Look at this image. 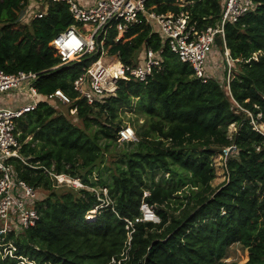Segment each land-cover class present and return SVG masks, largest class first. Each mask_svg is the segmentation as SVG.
<instances>
[{"label":"trees","instance_id":"16d2710c","mask_svg":"<svg viewBox=\"0 0 264 264\" xmlns=\"http://www.w3.org/2000/svg\"><path fill=\"white\" fill-rule=\"evenodd\" d=\"M252 2L251 10L225 28L230 92L219 39L207 59L210 77L202 81L157 30L139 25L119 41L111 29L109 54L134 65L151 48L160 66L146 81L119 79L113 93L95 95L89 103L72 82L99 53L52 68L60 60L52 39L76 22L68 4L50 3L43 17L24 21L21 15L34 0H0V69L37 72L39 93L37 106L17 119L22 160H9L36 189L38 219L7 232L0 264H264V150L256 149L264 137L250 121L259 113L264 117V0ZM223 4L200 0L186 8L192 19L208 25ZM159 9L179 7L168 2ZM56 88L72 101L46 100ZM19 94L7 93L1 105L30 102H21ZM125 112L132 115L135 135L121 141ZM119 143L113 154L110 145ZM232 145L226 179L213 187V156ZM52 174L77 178L82 186L58 185ZM143 202L157 222L140 219ZM90 210L95 211L88 218ZM9 243L11 254L4 253ZM233 244L248 251L245 262L226 259Z\"/></svg>","mask_w":264,"mask_h":264},{"label":"built area","instance_id":"2783aa9c","mask_svg":"<svg viewBox=\"0 0 264 264\" xmlns=\"http://www.w3.org/2000/svg\"><path fill=\"white\" fill-rule=\"evenodd\" d=\"M57 1L68 4L69 12L76 22L52 39L51 46L60 59L52 68L69 64L88 53H99L72 82L73 90L79 96L85 97L89 103L94 100L95 95L113 93L119 79L133 77L146 81L153 68L160 66L161 57L151 48L144 49L134 65L122 62L115 54H109L106 38L111 29L116 31L114 41H119L133 26H150L160 33L163 42L168 44L180 61L188 63L194 74L206 81L210 77L206 70L207 59L216 39H219L224 48V58L229 67L226 24L237 22L253 8L252 0H224L217 21L214 24L200 25L197 19L191 18L189 9L186 8L200 0H90L83 3L78 0H34L27 13L24 12L21 17L27 14L31 19L41 18L47 13L49 4ZM168 2L179 7V10L159 9ZM36 78L37 72L34 71L18 70L7 73L0 69V95L14 91L29 92L31 96L28 104L15 108L0 103V220L6 223L0 226V245L4 244L2 242L8 231L32 226L38 219L37 209L33 206L37 196L36 189L22 179L9 163L14 157L22 160L15 129L17 119L37 106L39 93L34 85ZM225 86L230 92L229 75L225 76ZM45 99L64 104L72 101L61 88L47 94ZM248 114L251 115L249 112ZM261 116L259 113L257 117H251L250 121L253 128L264 137V127H258ZM134 135L130 124L119 130L120 140L134 138ZM230 148L233 149L234 146L224 149L226 155ZM256 149L264 150V139ZM52 175L54 178L67 176ZM71 179L73 178H68ZM94 211L90 210L87 217H91ZM140 211L141 220H152L155 216L152 207L145 202L140 205ZM8 247L4 253L11 254L14 247L10 243Z\"/></svg>","mask_w":264,"mask_h":264},{"label":"rangeland","instance_id":"374dc122","mask_svg":"<svg viewBox=\"0 0 264 264\" xmlns=\"http://www.w3.org/2000/svg\"><path fill=\"white\" fill-rule=\"evenodd\" d=\"M31 18H29L26 14V16L24 17V21H27ZM257 53H254V56H256ZM141 57V56H140ZM139 57V58H140ZM139 61V59H138ZM231 65V64H230ZM221 66V64H220ZM232 72H231V69H230V66L227 68L226 70V76L229 75V78L232 79ZM14 91H12L11 93H13ZM17 93V92H15ZM24 93V92H23ZM27 94V96L25 94H19L16 96L17 99L21 100V102H26L27 100V97L30 98L31 100V96H30V93L29 92H25ZM7 94L5 95H2L1 97H6ZM6 100V99H5ZM64 110V109H63ZM66 110V109H65ZM67 113V111H64ZM74 109L72 111H70L69 113L70 114H74ZM68 115V113H67ZM261 115V113H260ZM69 116V115H68ZM131 113L130 112H125V115H124V121H125V124H129V121H128V117H131ZM70 117V116H69ZM71 118V117H70ZM75 121V120H74ZM141 121V120H140ZM79 123V122H78ZM259 128H263L264 127V117L260 118V121H259V125H258ZM235 130V126L234 124H231L229 126V135H231L233 133V131ZM122 141V140H121ZM121 145V143L117 144V145H114V144H111L110 145V148L113 150L112 153L114 154L115 151H118L120 148L119 146ZM231 147V146H230ZM226 157L227 155L225 153L223 154H217L215 156H213V162H214V166H215V173H216V176L215 178L213 179L212 181V186L215 187L217 185H219L221 182H223L225 179H226V169H225V160H226ZM107 158V161L111 160V155L109 154V156H106ZM165 177H167V175H165ZM69 177H64L62 176V178L60 177L59 179L58 178H55L56 179V183L58 185H73L75 187H78V185H82V183L79 181V179L75 178V179H71V180H68ZM92 215V214H91ZM93 217V216H92ZM159 220V217L155 214L154 218L152 219V221H155L157 222ZM6 223L4 220H0V226H4ZM8 225V223H7ZM13 228V226H11ZM15 231H18L19 232V228H15L14 229ZM3 245V244H2ZM9 245V244H8ZM4 250H7V248H4ZM226 259L228 261H235V262H238V263H243L245 262L247 259H248V251L245 250L240 244H233L232 246H230L227 250V255H226Z\"/></svg>","mask_w":264,"mask_h":264},{"label":"crops","instance_id":"0c3cea01","mask_svg":"<svg viewBox=\"0 0 264 264\" xmlns=\"http://www.w3.org/2000/svg\"><path fill=\"white\" fill-rule=\"evenodd\" d=\"M84 1H90V0H78V2H80V3H83ZM9 93V92H8ZM7 94V93H6ZM3 95H5V94H3ZM2 95H0V102L4 99V98H6V97H1ZM3 102V101H2ZM1 102V103H2ZM6 106V105H5ZM22 106V105H21Z\"/></svg>","mask_w":264,"mask_h":264},{"label":"water","instance_id":"95a60500","mask_svg":"<svg viewBox=\"0 0 264 264\" xmlns=\"http://www.w3.org/2000/svg\"><path fill=\"white\" fill-rule=\"evenodd\" d=\"M232 151V148L229 149L228 153Z\"/></svg>","mask_w":264,"mask_h":264},{"label":"bare ground","instance_id":"6f19581e","mask_svg":"<svg viewBox=\"0 0 264 264\" xmlns=\"http://www.w3.org/2000/svg\"><path fill=\"white\" fill-rule=\"evenodd\" d=\"M62 178V177H61ZM59 179V178H58ZM60 180V179H59Z\"/></svg>","mask_w":264,"mask_h":264}]
</instances>
